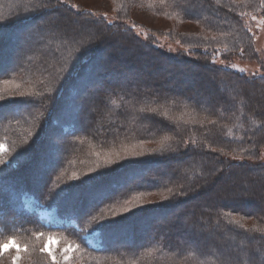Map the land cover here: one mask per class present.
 I'll return each mask as SVG.
<instances>
[{"label": "trees", "instance_id": "obj_1", "mask_svg": "<svg viewBox=\"0 0 264 264\" xmlns=\"http://www.w3.org/2000/svg\"><path fill=\"white\" fill-rule=\"evenodd\" d=\"M111 1L117 5L119 17L130 15L129 11L135 6L178 23V26L175 23L170 25L169 32L177 36L183 34L181 36L184 43L193 48L192 53L199 57L195 60L199 69L182 70L178 61L183 60V57L170 55L172 63L167 70L172 76L180 75L176 76L178 83L172 87L164 83L160 88H155L157 80L153 81L148 73L131 75L127 85L120 83L119 87L108 84L104 89L95 88L92 92L87 90L88 97L93 93L97 98L92 103L86 99L81 101L84 104L83 110L87 109L83 120L78 117V113L77 117L72 114L68 117L61 114L66 93L69 89L73 94L77 93V88L73 87L77 82L75 79L84 75V69L93 62L94 67L96 64L100 67L103 65L100 63L101 49L97 48L95 42H108L115 30L114 26L102 19L98 21L89 14L87 22L81 18L84 22L73 26L71 15L78 18L84 13L64 6L61 8L63 11L56 12L60 20L56 27L61 28V32L55 28V24L51 25L52 15H47L48 22H36L38 16L36 20H17L13 24L16 30L32 21H35V30L28 33L29 40L21 47L17 61L2 77L0 75V81L7 76L16 79L19 77L20 83L32 90L27 95L15 97L7 96L11 91H0V98H4L0 100V144L4 143L8 147L6 152L0 154V160H8L10 164L13 161L17 165L11 168L9 164H4L0 170V242L15 237L27 245L24 264H49L47 257L37 251L41 247L42 238L34 234L49 232L45 230L51 228L72 238L79 245L80 248L77 247L69 264H264V162H254L264 146V75L248 77L246 74L218 67L208 57L224 49L223 51L231 54L240 51L246 56L257 58L255 40L244 25L243 15L262 9L264 0H136L137 3L130 5V8L124 3L125 0ZM0 4V22L14 19L15 15L34 7L24 0H0ZM52 20L55 21L54 17ZM187 23L190 25L184 28L185 32L178 30L179 25ZM89 24L93 25V34L83 40L84 28H89ZM5 25L7 23L1 24L0 30H4ZM73 32L75 37L69 36ZM17 37L18 35L15 38ZM117 37L124 41L127 49L133 47L135 53H145V43L133 34L119 33ZM91 39L95 42L88 45ZM4 43L5 41L0 43V53L4 49ZM70 46L80 56L77 61L76 58L70 60L67 57L66 47ZM150 54L146 53V60ZM84 57L88 60L80 69L78 66ZM200 71L207 72L206 79L210 88H205L202 81L193 79ZM107 74L108 71L93 69L90 80L104 78ZM60 88L62 93L59 92ZM192 89H199L200 95L195 96L190 92ZM81 102L75 106L80 107ZM26 104L29 106L25 111L12 113L16 105L20 109L21 105ZM163 108H169V116L166 113L167 118L164 120L159 116V113L163 114ZM102 113L108 118L103 122L99 121V126L95 128L97 120L94 116H102ZM45 114L48 115L47 120L46 117L42 118ZM30 121L38 126L42 121L44 127L28 128ZM65 127L76 129V132L63 143L64 154H59L48 187L42 191L31 188L28 176L40 154L49 146L47 131L53 128L51 136H54L63 132L61 130ZM166 134L168 137L163 140L165 145L160 147L162 150L156 155L181 156L192 153L194 155L190 164L179 165L175 162L174 169L171 167L168 175L159 173L157 169L141 181L130 184L122 191H116L111 199L93 206L89 211H86L87 201L81 194H86L88 188L94 190L99 185L98 176L66 181L70 183L67 188L56 185L58 181L54 186L52 184L54 178L61 176L65 170L69 171L63 175L66 179L72 173L79 174L80 167L89 158L86 155L87 149L92 152L95 148L107 147L108 151L117 144L115 148L119 149L115 151L118 153L122 150L121 144L126 146L157 141ZM108 145L112 147L108 148ZM231 154L240 155L249 161L234 162L229 156ZM151 156L146 155L129 162L125 158H122L124 161L119 160L121 157L116 158L120 162L108 169L111 170L108 174H111L113 184L117 185L120 173L136 166L149 165L161 158ZM68 158L75 159L73 166L69 164ZM89 162H92L91 158ZM143 168L142 172L148 171ZM42 175L41 173V179ZM106 176L104 174L101 178ZM81 183L85 185H79ZM235 186L242 188V193L235 192ZM165 187L179 189L177 194L182 192L200 195L210 190L222 197L217 201L207 195L201 205L190 204L185 215H174L170 222L165 223L166 228H163L164 224L158 225L167 232L157 229L145 238H139L141 231L146 228L145 223L137 231V224H140L137 222L145 218L143 211L121 219L108 218V213L119 204ZM108 190L112 191V188L109 187ZM101 192L103 191L98 194L101 195ZM26 195L35 196L42 207H56L61 217L75 223L65 226L49 225L39 213L26 208ZM77 197L79 201L72 204L71 199ZM178 198L171 197L169 202L175 205ZM159 204L147 214L159 211ZM94 217L97 219H93ZM182 221L186 224L188 221L190 226L195 224L198 232L188 231ZM93 230L98 231L102 237L100 248L91 246L84 238L87 231ZM122 231H128L129 239L132 242L138 240L140 244L125 248L119 247L117 243L113 244V238L118 237ZM203 235L206 240L201 245L197 238Z\"/></svg>", "mask_w": 264, "mask_h": 264}, {"label": "rangeland", "instance_id": "obj_2", "mask_svg": "<svg viewBox=\"0 0 264 264\" xmlns=\"http://www.w3.org/2000/svg\"><path fill=\"white\" fill-rule=\"evenodd\" d=\"M2 1L6 2L8 0H2ZM24 1L32 3L31 5H33L34 7L30 9H26L27 11H25L23 14L15 15L14 19H9L0 22V25L7 23V25L4 26L5 29L0 30V43L1 42L3 43L5 41L3 46L4 49H1V53H0L1 77L17 61L21 47L23 46L26 40H29L28 33L30 34L31 30L32 31L35 30V21L29 23L32 24L30 26L29 24H27L16 30L13 24H15L17 20L24 21L25 19L31 20L32 18L36 20V17L38 16L36 22H43V21L46 22L47 15L49 16L52 15L55 21L52 20L53 17H51L50 18L52 23L51 25L54 26L55 24V28L59 32H61L60 30L61 28H59L58 26L56 27V25H58L56 23L60 21L58 14L56 12L63 11L61 10V8H63L64 6V8L66 9L70 8L71 10H74L76 12L84 13L83 16L81 17L79 16L78 18L74 17V15L73 16L71 15V24L73 26H78V23L80 24V22H84V20H80L81 18H84L86 21L87 14H89L91 17L97 19L98 21L102 19V21H105L108 25H112L115 28V30L112 31L111 36L113 35L116 37L113 38L111 36H109V38L107 37L108 42L99 43V41L95 42L93 41V39L89 41L88 45L95 42V44L98 46L97 48L101 49L100 63L103 65L100 67L99 65L96 64V67H94L95 62H93L90 67L84 69V75L80 76L78 79H75V81L77 82L74 84L73 87L77 88L78 91L76 94H73V92H71V90L69 89L68 93H66V99L64 102L65 104H63L64 108L61 113L64 114L65 116L70 117L74 115L75 117H77V113H78V117H80V119L83 120L84 113L86 114L87 109L83 110L84 104L81 101L86 99L87 101H89V103H92L93 100L97 98L96 96H93L94 95L93 93L90 94V96L88 97L86 95L87 90L91 91L92 89L95 88L104 89V87L108 84L116 85L119 87H120V83L127 85L128 83H130L128 77L131 75L140 76L142 73L145 74L148 73L151 75L153 81L157 80L156 83L154 82L155 88H160L161 84L164 83L166 84L168 83L169 86L172 87V85L178 83V77L176 76H180V75L175 74L172 76L169 74V70H167V68L170 67L172 63V59L170 58V55H179L183 57V60L178 61L179 65L183 68L182 70L185 69L187 70V68L199 69V67L195 62V60H198L199 57H197L192 53L193 48H191L190 46L184 43L181 36L183 34L180 33L177 36V35H172V33L169 32V26L173 25L174 23L177 24L178 26V23L174 22L169 18H166L165 16L156 15V13L153 11H144L134 6L132 10L129 11L130 15L124 14V17H119L117 5H114L115 3L111 0H24ZM135 2L136 0H125L124 3L129 5L130 8V5H133ZM48 21L49 20H47V22ZM243 22L255 40V46H256L255 50L258 55L257 58H251L250 56H246L240 51L231 54L230 52H226V50L223 51L224 49H220V52L212 53L208 57L209 59H211L210 60L211 63L217 65L218 67L237 71L246 74L248 77L262 76L264 75V4L262 9L260 10L246 12L243 15ZM93 25L89 24L87 25L89 26V28L87 29L86 27L84 28L83 32L85 34L83 33L82 36L83 40L86 39L87 37H90L93 34L92 32ZM189 25L190 24L188 23L185 25L181 24L179 25L178 30H180L181 32H185L184 28ZM69 31L71 32V30ZM70 32L67 33L69 34ZM119 33L133 34V36L141 40L143 44L145 43L143 47L145 53L137 54L135 53L134 51L135 49H133V47L127 49L128 47L124 45V41L121 39L118 40L119 37H117V35ZM13 34L15 35L12 36ZM16 35H18L17 38H15ZM69 36L75 37V33L73 32ZM79 44L83 45V43H79ZM88 45L87 46L85 45V47L89 48ZM70 47H66L67 49L66 53L68 55L67 57H69L70 60L76 58L77 61L78 58H80V56H78V53L75 52L74 47L71 48ZM152 50H158L159 52H152ZM146 53L147 54L151 53L150 56L147 57L148 58L147 60L145 59L147 56ZM87 60L88 58L84 57L82 61L79 63L78 68L81 69L82 64L85 63V61ZM96 61L99 62L98 58L96 59ZM103 61L104 62L106 61V63H102ZM93 69L100 72L108 71V74L104 78L100 77L99 79V77H96L90 80V74L92 73ZM241 69H243V71H241ZM204 70L206 71L207 69L204 68ZM206 73L204 71L203 72L200 71V74L198 76L193 77V79L195 78L196 81H202V84L204 85L205 88H210L209 85L210 83L207 82L206 79L207 77ZM171 87L169 89H171ZM6 90L12 92L11 94L7 95L8 97H12V96L15 97V96L27 95L29 91H31L32 89L30 87L23 86V84L20 83L19 77L18 79H16L15 77L8 78L7 76L2 78L0 81V91H6ZM60 91L61 88L59 92ZM170 92L173 91L170 90ZM190 92L193 93L195 96L200 95L199 89H192ZM3 99L4 98H0V100ZM80 102H81V106L76 107L75 104ZM28 106L29 104L21 105L20 109L19 108L17 109L16 108L17 105H16L12 110V113H17L21 110L25 111ZM81 111L84 112L82 113ZM140 111L143 110L140 109ZM168 111L169 108H163V114L159 113V116L164 120L165 118H167L166 113L169 116ZM44 117H46V120L48 119V115L45 114L43 115L42 118ZM94 117L95 120H97L96 121L97 126H94L95 128L99 126L98 125L99 121L103 122L108 118L104 113H102V116L95 115ZM42 121L39 123V126L35 125V123H33L32 121H30L29 124H27V126L28 128L32 127L34 129L38 126L40 129V127L43 126ZM51 123L50 126L52 125ZM52 130L53 128H49V130L46 133V136L48 135L47 138H48L49 146L45 148L46 151L43 154H40L38 161L34 163V166L30 172L31 174L28 176L29 186H31V188L33 189L36 188L39 191H42L43 189H46L48 187L49 181L51 180V173L55 170L56 164L59 160L60 157L59 154H61V152L64 154V151L62 149L63 143L66 142L71 137V135L75 134L76 132V129L71 130L65 127L64 130H61L63 132L61 133L59 132L60 134L56 133V135L51 136V134H53ZM167 137L168 135L166 134L163 137L158 138L157 141L153 139L154 141L140 142V144H136V145L123 146V144H121L120 147H122V150L118 153H116L115 151L116 149H119V148H115L117 147V144L116 145L114 144L115 147L108 151H107V147H104L103 149L95 148L92 150V152L87 149L86 155L89 158H91L92 162H89V158H88L87 161H85L83 165L80 167L79 170L80 173L77 174V172H75L72 173L71 175L68 174L69 176L67 179L64 178L63 175L69 173V171L67 170L63 171L61 176H57L54 178L52 184L54 186L55 185L54 183L58 181L56 185H61L63 186L62 188L64 187L67 188V186L70 184L67 182H71L76 179L83 180L87 176L88 177L94 175L95 177L98 176L97 178L99 179H97V181H99L98 182L99 185H97V187H95L94 190L92 188H88L86 194H83L84 198L87 201L86 211H89L93 208V206L101 205L105 203L107 200L111 199L116 191H122L126 189V187H128L130 184L141 181L149 174H153L157 169L159 170V173L168 175L171 170V167H173L174 169L175 162H178L179 165L181 164L184 165L186 163L189 165L190 164L189 161L193 158L194 155L192 153L181 156L156 155L157 152L162 150L160 147H163L165 145L163 144V140H165V138ZM0 145L4 146L5 151L3 152H6V150L8 149L7 145L4 143H1ZM109 147L112 146L108 145V148ZM3 152H0V154ZM146 155L159 156L161 158L158 159L157 162H151L149 165L136 166L130 171H124L120 173L117 176V181H116L118 182L117 185L115 186L113 184V179H111L112 178L111 174L110 175L108 174L111 171L108 170L111 168V166L123 160L122 158H125V161L129 162L131 160H135L137 158ZM229 156L232 160H234V162L237 163H243L249 161L248 159L240 155L231 154ZM118 157L119 158L121 157V159H119L120 161L119 160L116 161V158ZM74 161L75 159L74 160L69 159V164L73 166ZM254 162L256 163L264 162V146L260 151L259 158L256 159V161ZM4 164L5 165L9 164L8 166H10L11 168L13 167L15 168L17 166L16 162L12 161V163L10 164L8 160H5L3 164H0V170L2 167H4ZM143 167H145L148 171L142 172V170H144ZM41 173L43 174L42 179H41ZM104 174L105 176L106 175L107 176L101 178V176H103ZM122 180L125 181L122 182ZM85 183H81L79 185H85ZM109 187L112 188L113 192L108 190ZM166 188L167 187H165L163 190H158L155 193L152 191L153 193L149 192L146 194H140L139 196H135L134 198L129 199L127 202L123 203L122 205L119 204L108 213V218L121 219L126 215L129 216L130 214L143 211L144 214L143 216H145V218L144 219L142 218L143 220L140 219V222L139 221L137 222L140 223L137 224L138 225L137 231H139L141 225L145 223L146 228H144V230L141 231L140 233L141 235L139 237V238H143V237L145 238L147 237V234L150 235L151 233H154L157 229L158 231L167 232L164 229H160L158 225L164 224L163 228H166L167 225L165 223L170 222V220L173 218L174 215L179 213L185 215L186 209L189 206L191 207V205L194 203L201 205V203L204 202V199L207 195H210V198L212 200H217V201L220 200L222 197L221 194L215 195L214 193H211L210 190H206L200 195H198V193H191V194L189 193V195H187V194H183L182 192L177 194L179 189H175V188L166 189ZM99 191H103L100 193L101 195L98 194ZM235 192L242 193V188L235 186ZM222 193L224 194V192ZM175 195L178 196L180 199L179 198L177 199V204L175 203V205L174 204L172 205L169 202V200L171 197L172 199L173 197H176ZM71 201L72 204H75L77 201H79V197H77L76 199L75 198L71 199ZM25 202H26V208H28L31 211H35L39 213L40 217L44 219L49 225L54 224L55 226H65L75 223V221L73 220L61 217L56 207H42L39 204V201L33 195H26ZM157 204L161 205L160 210L158 211L156 208H154L157 211L153 214L148 215L147 212H149V210L152 209V207H155ZM124 209H128V211H124ZM182 224L185 228H187L188 231H191L193 233L198 229V227L195 224L190 226L188 221L187 224L184 223V221H182ZM127 227L129 226H126V228ZM45 231H49V232H46L45 233L46 235L44 237H41L42 240L40 238L41 240L40 244L41 245L43 244L45 247L50 246L51 250L55 252L58 257L61 254H63L65 248L71 247L72 251L69 253V258H70L69 261H70L71 258L75 256L74 255L75 251L77 250V246H79L77 242L74 241L72 238L66 236L65 234H61L60 232H58V230H55L54 228ZM48 236L52 237L51 241L48 240ZM128 236H129L128 231L126 233H123L122 231V233H120L118 237L113 238V244L117 243V245L121 248L133 247L134 245L140 244L138 243V240L132 242ZM84 238H86V240L89 241L90 245L93 247L99 246V244H101L100 239L102 237L100 233L96 230L87 231L84 235ZM16 240L19 245H25L24 243H21L17 238ZM197 240H199V243L203 245L202 242H205L206 237L203 235L201 236V238L200 237L197 238ZM4 241L5 240H2L0 243H3ZM196 245L198 247L201 246L200 244H196ZM25 257H27V253L23 254L22 260H24ZM3 264H9L8 260L5 259L3 261Z\"/></svg>", "mask_w": 264, "mask_h": 264}, {"label": "snow or ice", "instance_id": "obj_3", "mask_svg": "<svg viewBox=\"0 0 264 264\" xmlns=\"http://www.w3.org/2000/svg\"><path fill=\"white\" fill-rule=\"evenodd\" d=\"M241 71H243V69H241ZM3 151H5V148L3 145H0V152ZM3 163L4 161L0 160V164ZM124 211H128V209H124ZM93 219L97 218L94 217ZM100 219H102V217ZM90 223L91 221H89V224ZM34 235L44 237L46 234L43 232H39ZM48 240L51 241L52 237L48 236ZM27 251V245H19L15 237H9L3 243H0V264H3V261L5 259L8 260L9 264H23L22 256L23 254L27 253ZM37 251L47 257L49 264H69V253L72 251V248H65L63 254H61L59 257L55 252L51 250L50 246L45 247L43 244Z\"/></svg>", "mask_w": 264, "mask_h": 264}, {"label": "bare ground", "instance_id": "obj_4", "mask_svg": "<svg viewBox=\"0 0 264 264\" xmlns=\"http://www.w3.org/2000/svg\"><path fill=\"white\" fill-rule=\"evenodd\" d=\"M83 193V192H82ZM81 195H83V194H81Z\"/></svg>", "mask_w": 264, "mask_h": 264}]
</instances>
